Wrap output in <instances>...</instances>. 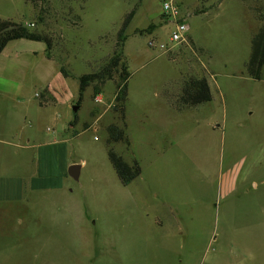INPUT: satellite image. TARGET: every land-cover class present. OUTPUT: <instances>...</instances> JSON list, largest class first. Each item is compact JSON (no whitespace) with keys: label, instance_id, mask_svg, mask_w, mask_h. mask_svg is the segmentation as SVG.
<instances>
[{"label":"rangeland","instance_id":"1","mask_svg":"<svg viewBox=\"0 0 264 264\" xmlns=\"http://www.w3.org/2000/svg\"><path fill=\"white\" fill-rule=\"evenodd\" d=\"M175 1L190 26L177 43L161 0H0V18L51 38L0 53V184L26 190L0 193V264H264V66L260 79L248 70L264 0ZM116 50L119 66L77 104L79 77ZM202 77L211 100L183 103ZM47 86L58 102L43 104ZM124 122L130 145L111 146L140 165L128 184L108 154V127ZM38 173L61 188L28 191Z\"/></svg>","mask_w":264,"mask_h":264},{"label":"trees","instance_id":"2","mask_svg":"<svg viewBox=\"0 0 264 264\" xmlns=\"http://www.w3.org/2000/svg\"><path fill=\"white\" fill-rule=\"evenodd\" d=\"M128 21H124L122 25L119 36V46L123 47V42L125 41V36H123L125 28ZM29 39L41 41L44 40L47 44V48L51 46V38L39 31L32 30L23 22H16L11 19L0 18V53L4 50L6 45L16 39ZM121 60V55L118 50L115 51V54L112 57V65H107L99 71L85 73L79 77V98L77 104H80L83 96L84 90L95 81H102L106 77H110L112 67H118ZM264 66V29L258 32L253 38L252 42V51L250 59L248 61V70L252 77L256 79L261 78L262 69ZM62 73L64 69L61 68ZM130 73L127 69V64H121L120 79L122 82H118L117 92L115 97V110L120 113V117L124 120V106L127 99V78ZM212 98L211 90L208 83V80L204 77L191 79L186 82L183 89V94L181 100L185 104L194 105L206 101H210ZM123 141L126 145H130L129 137L126 133V123L124 122L122 126L117 124H112L108 127V154L110 160L113 163V166L118 174L120 180L124 184L130 183L134 178L140 175L141 168L137 160H133L131 163L124 160V158L119 155L111 146V144Z\"/></svg>","mask_w":264,"mask_h":264},{"label":"crops","instance_id":"3","mask_svg":"<svg viewBox=\"0 0 264 264\" xmlns=\"http://www.w3.org/2000/svg\"><path fill=\"white\" fill-rule=\"evenodd\" d=\"M46 51V49H45ZM60 72L62 73V71L60 70ZM64 75V73H62ZM65 78H68V75H64ZM48 88V92L49 94L46 95V98L49 99L48 101H46L45 103L43 102L44 105L46 104H54L57 101V97L54 91H52L51 89H49V86H47ZM73 90V89H72ZM67 99L64 101H70L71 103L74 102L75 99V91L73 90L71 91H67ZM42 104V103H41ZM70 124L69 122H65V121H60L59 122V127L61 129V133H63V131H68V128H70ZM57 140L55 139L53 141L56 142ZM43 145H41L42 147ZM45 146H50L48 145H44ZM80 168L82 167V164H79ZM80 168H79V172H80ZM78 172V173H79ZM71 175V174H70ZM72 176V175H71ZM61 188V186L56 185V183L54 182L53 176L48 175L47 173L45 174H39L36 176H32L31 180L29 181L28 184V191H37V190H47V189H59ZM25 183L23 182V179H18V180H14L13 182H5L3 184H0V193L4 194V195H10V196H14V195H19L22 193H25Z\"/></svg>","mask_w":264,"mask_h":264},{"label":"built area","instance_id":"4","mask_svg":"<svg viewBox=\"0 0 264 264\" xmlns=\"http://www.w3.org/2000/svg\"><path fill=\"white\" fill-rule=\"evenodd\" d=\"M162 10L165 15L173 23V28L170 32L169 39L171 42H182L187 39L189 32V24L186 18L179 14L180 10L175 0H161ZM154 41L151 43L153 44ZM156 43V42H154ZM96 102H101L102 97L100 94L95 97Z\"/></svg>","mask_w":264,"mask_h":264},{"label":"water","instance_id":"5","mask_svg":"<svg viewBox=\"0 0 264 264\" xmlns=\"http://www.w3.org/2000/svg\"><path fill=\"white\" fill-rule=\"evenodd\" d=\"M77 108H78V105H75L74 106V109L76 110ZM79 168H80V165L78 163H73L72 165L69 166L68 172L72 176H75L76 177L78 175Z\"/></svg>","mask_w":264,"mask_h":264}]
</instances>
